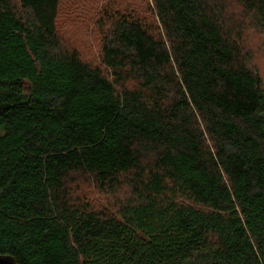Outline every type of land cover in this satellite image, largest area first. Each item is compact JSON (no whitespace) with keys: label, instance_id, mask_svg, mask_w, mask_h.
I'll list each match as a JSON object with an SVG mask.
<instances>
[{"label":"trees","instance_id":"trees-1","mask_svg":"<svg viewBox=\"0 0 264 264\" xmlns=\"http://www.w3.org/2000/svg\"><path fill=\"white\" fill-rule=\"evenodd\" d=\"M63 7L0 0V255L264 264V0L105 1L100 63Z\"/></svg>","mask_w":264,"mask_h":264},{"label":"rangeland","instance_id":"rangeland-1","mask_svg":"<svg viewBox=\"0 0 264 264\" xmlns=\"http://www.w3.org/2000/svg\"><path fill=\"white\" fill-rule=\"evenodd\" d=\"M105 1L109 0H91L95 4L92 8L90 1L89 5L81 6L79 4L80 0H62L64 7L61 11L62 15L58 25L59 31L61 34L68 36V40L71 43H78L82 47L84 58L94 63H100L98 45L101 37L100 29L96 22L99 18V9ZM67 4L68 6H66ZM70 7L74 9L73 12L69 11ZM253 42L255 44L253 52L258 56L260 69L264 75V38H259L258 41L253 40ZM89 194L90 198L101 206L107 205L106 196L100 194L96 189H92Z\"/></svg>","mask_w":264,"mask_h":264},{"label":"water","instance_id":"water-1","mask_svg":"<svg viewBox=\"0 0 264 264\" xmlns=\"http://www.w3.org/2000/svg\"><path fill=\"white\" fill-rule=\"evenodd\" d=\"M0 264H18L16 259L8 255H0Z\"/></svg>","mask_w":264,"mask_h":264}]
</instances>
